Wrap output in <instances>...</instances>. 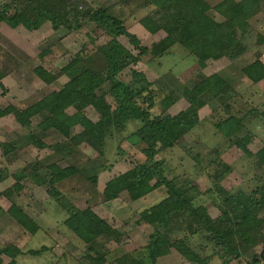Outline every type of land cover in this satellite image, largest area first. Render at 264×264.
I'll use <instances>...</instances> for the list:
<instances>
[{
    "label": "rangeland",
    "instance_id": "rangeland-1",
    "mask_svg": "<svg viewBox=\"0 0 264 264\" xmlns=\"http://www.w3.org/2000/svg\"><path fill=\"white\" fill-rule=\"evenodd\" d=\"M202 1L207 6L206 19L220 26L232 14L228 4L241 0ZM9 3L13 4L7 14L10 18L15 9L31 18L32 10L40 8L67 21L54 27L47 20L37 30L0 22V109L12 110L0 118V248L15 246L19 251L15 264H118L128 255L143 257L144 264H150L144 251L153 243V229L144 212L165 201L169 191L187 193L215 220L226 209L228 197L237 192L250 194L264 183V166L258 157L264 147V79L253 83L244 72L256 60L264 65V0H258L260 11L245 21L243 29L234 26L235 47L226 42L224 51L210 46L198 56L191 52L190 37H171L172 12L184 16L189 7H173L172 0H0V9ZM99 9L120 21L139 46L125 36H112L109 22L110 31L88 20L73 21L76 15ZM112 41L124 50L118 79L131 83L132 74L139 73L146 84L140 86L145 89L139 95L127 93L140 111L149 119L195 117L196 123L172 147L159 144L154 149L152 160L161 164L170 187L154 176L145 181V190L143 185L139 188L143 192L136 198L121 190L107 201L105 192L115 189L111 184L115 179L127 175L129 179L123 180L132 187L147 177L141 170L150 165L142 153L147 147L132 136L143 125L141 121H128L104 139L100 150H94L79 138L80 124L69 126L65 137L43 125L42 114L30 118L29 125L18 114L60 92L82 69L96 73L103 85L95 92L101 102L80 113L96 123L105 105L115 109L103 55ZM75 59L79 68L74 74L64 72ZM39 67L55 79L43 82L34 71ZM63 111L68 117L78 112L74 106ZM231 116L244 119L240 129L224 125ZM51 166L62 175L55 178ZM262 196L264 192L257 201L264 204ZM86 210L119 237L101 236L84 243L83 228L76 229L77 234L72 227L77 224L73 218ZM19 211L36 227L34 233L15 219ZM208 239L197 233L184 240L207 264H264V225L251 243L237 241V256L225 254ZM159 244L162 255L155 264H193L166 242ZM2 260V264L11 262L8 256Z\"/></svg>",
    "mask_w": 264,
    "mask_h": 264
},
{
    "label": "trees",
    "instance_id": "trees-1",
    "mask_svg": "<svg viewBox=\"0 0 264 264\" xmlns=\"http://www.w3.org/2000/svg\"><path fill=\"white\" fill-rule=\"evenodd\" d=\"M172 2L173 7L181 4L188 5L189 7L185 9L184 16L180 12H172V15L175 17L174 24H172L175 33L172 29L170 31L171 37L175 36V34L179 38L190 37L191 52L195 56L206 52L210 46L224 51L225 49L222 47L226 45V42L230 43V47H235L237 41L234 36V26L243 29L245 21L247 22V20L260 11L258 0H241L237 3L232 1L228 4V12L232 13L226 16L228 21L223 25L215 26L204 16L207 6L202 0H172ZM11 5L13 4L9 3L3 6V10L0 9V22L4 21L11 28L22 26L27 30H37L47 20L54 27L67 24L66 20H59L56 13L40 8L32 10L31 18L26 13L22 11L18 12L15 9L14 16L10 18L7 14L8 10L12 7ZM192 10L193 14H191ZM76 16H78V19L73 20L75 23H79V19L83 21L88 20L110 31L107 24L109 22L114 28V32L111 31L112 36H125L133 46H139L137 39L125 31L120 21L107 16L101 9ZM168 23L167 21L166 25ZM75 28L79 27L76 26ZM244 31H242V35ZM192 44L194 45L193 49ZM106 49L108 50L104 51V49L103 55L108 66L106 76L111 85L108 91L116 104L115 109H111L105 105L96 123L90 122L85 115L80 113L88 105L94 106L98 102H101V97L96 96L95 92L103 85V81L96 73L90 69H82L70 79L60 92L50 94L33 107L18 114L19 120L23 124L29 125L30 118L42 114L45 117L43 125H49L65 137H68L69 126L80 124L83 127V132L79 135V138L84 140L94 150H100L103 147L104 139L111 137L113 133L119 132L128 121H141L143 125L132 136L137 137L147 147L142 153L145 154L147 163H150V165L145 164L141 169L147 177L144 181L137 182L132 187H128L126 185L127 182L125 183L123 180L128 177L127 175L115 179L117 181L111 183L115 186V189H107L105 200H114L121 190H127L131 197L136 198L143 192L139 188L143 185V190H145V181L150 180L154 176L157 179H161L168 188L170 186L160 170L161 164L152 160L154 149L159 144L163 147L166 145L172 147L175 141L196 123L194 122L195 117H187L185 118L186 120L182 116L179 118L149 119V115L140 111L135 106L134 101L127 97V93L137 92L136 95H139L145 89V87H140L146 86L142 75L133 73L131 83L119 80L118 76L123 71L124 66L121 61L124 50L117 41H112ZM41 55H44V53ZM78 64V61L75 59L63 71H71L70 73L73 75L79 68ZM34 71L47 84L55 79L51 73L45 71L43 68L39 67ZM244 72L246 78L253 83L264 79V65L258 60L247 66ZM142 83L144 84L142 85ZM232 97H234L233 93ZM71 106L76 107L78 112L75 116L68 117L63 110ZM13 112L15 111L13 110ZM10 113H12L11 109H0V118ZM228 120L224 125L236 126V130L243 126L242 122L244 119H237L231 116ZM258 157L264 166V147L259 151ZM50 170L55 175V178H57L58 173L60 175L63 173L62 171L59 172L54 166H51ZM51 182L53 183L52 180ZM262 192H264V183L250 194L237 192L228 197L226 209L214 220L203 209L196 206L194 200L187 193L176 195L169 191L168 198L165 201L152 206L144 212L145 221L153 229V236L151 238L153 243L144 251L147 254L145 261L155 264L156 258L162 255L159 243L164 241L193 264H207V262H202L200 256L193 252L184 240L197 233L206 234L209 238L208 240L215 244L216 247L218 246L225 254L230 253L237 256V241L251 243L256 231L264 225V204L257 201L258 195ZM14 217L30 233L36 231V227L23 211H19L18 215ZM73 221L77 222L72 227L75 233L79 234V231L77 232L76 229L80 227L83 228V233H86L84 239V243L86 244L101 236H108L110 238L119 237L116 230L112 229L92 211H83L81 214L75 216ZM17 254H19V251L15 246L0 248V264H2L3 256L11 258V262L7 264H15ZM92 260L94 261V259ZM100 261L101 263L103 262L102 260ZM144 263L143 257L136 259L131 255L124 256L118 260V264ZM222 264H228V262H223Z\"/></svg>",
    "mask_w": 264,
    "mask_h": 264
}]
</instances>
